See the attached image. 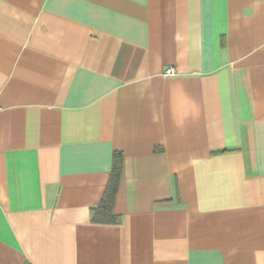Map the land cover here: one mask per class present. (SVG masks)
Listing matches in <instances>:
<instances>
[{"label": "crops", "instance_id": "0c3cea01", "mask_svg": "<svg viewBox=\"0 0 264 264\" xmlns=\"http://www.w3.org/2000/svg\"><path fill=\"white\" fill-rule=\"evenodd\" d=\"M0 264H264V0H0Z\"/></svg>", "mask_w": 264, "mask_h": 264}, {"label": "trees", "instance_id": "16d2710c", "mask_svg": "<svg viewBox=\"0 0 264 264\" xmlns=\"http://www.w3.org/2000/svg\"><path fill=\"white\" fill-rule=\"evenodd\" d=\"M122 168V153L115 152L109 184L100 204L92 208V220L96 223H115L117 221V216L114 214V206L120 185Z\"/></svg>", "mask_w": 264, "mask_h": 264}, {"label": "built area", "instance_id": "2783aa9c", "mask_svg": "<svg viewBox=\"0 0 264 264\" xmlns=\"http://www.w3.org/2000/svg\"><path fill=\"white\" fill-rule=\"evenodd\" d=\"M168 75L174 74V70L172 68L168 69L166 72Z\"/></svg>", "mask_w": 264, "mask_h": 264}]
</instances>
